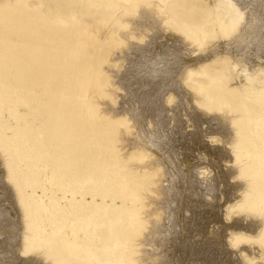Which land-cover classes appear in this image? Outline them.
I'll use <instances>...</instances> for the list:
<instances>
[{"label":"bare ground","instance_id":"1","mask_svg":"<svg viewBox=\"0 0 264 264\" xmlns=\"http://www.w3.org/2000/svg\"><path fill=\"white\" fill-rule=\"evenodd\" d=\"M10 1L0 0V13L6 10L0 19V83L5 85L0 89V114L4 108L33 102L31 110L48 120L43 138L30 132L28 123L15 127L10 143L0 124L7 177L23 209L22 252L41 251L52 264H150L141 255L137 237L147 221L142 208L149 207L141 190L156 183V167L141 164L148 155L137 138L127 155L121 144L116 147V124L129 120L104 112L96 101L97 93H109L112 82L99 63L104 59L101 44L92 39L96 30L106 27L102 40L122 42L117 28H130L124 16L136 12L142 0H68V10L52 9L49 0H18L17 13L4 8ZM157 1L155 12L165 23L175 22L182 41L203 53L184 68L181 79L190 101L202 111L189 115L206 126L195 136L201 149L196 156L230 162L236 169L232 174L242 180L230 186L224 204L226 218L242 215L233 224L231 241L235 246L246 243L237 253L244 264L264 260V1L255 3L247 21L245 7L253 6L251 0ZM132 29H140V22ZM15 86L22 90L13 105L10 88ZM215 139L221 146L211 147ZM30 140L41 142L40 147L57 143L60 162H74V169L68 167V181L57 186L68 193V210L57 202L55 192L50 196L55 209L48 216L59 223L50 231L39 220L44 207L25 190L34 186L27 180L35 174L15 165L16 156L32 160ZM38 152L41 157L47 154ZM130 158L137 164L128 166ZM65 224L68 235L61 228Z\"/></svg>","mask_w":264,"mask_h":264},{"label":"rangeland","instance_id":"2","mask_svg":"<svg viewBox=\"0 0 264 264\" xmlns=\"http://www.w3.org/2000/svg\"><path fill=\"white\" fill-rule=\"evenodd\" d=\"M257 1L260 3L264 0H251L252 10L249 6L245 7L246 21ZM18 4V0H11L4 8L17 13ZM139 4L136 12L124 16L131 22L130 28H117V37L122 42L102 40L106 27L96 30L98 34L92 39L101 44L104 59L99 63L108 71L112 82L107 89L109 93H97L96 101L104 112L129 120L127 124H116L119 129L116 147L121 144L127 155L137 138L148 155L141 164L156 167L153 177L156 183H150L141 190L147 197L145 202L149 204L148 208H142L147 221L137 237L142 242L141 255L150 264H244L237 253L238 247L246 243L235 246L231 241V231L235 229L233 224L242 215L226 218L223 211L230 186L240 184L242 180L232 174L236 169L230 162L209 158L204 161L196 156L201 149L195 136L202 133L206 126L195 123L193 113L202 111L190 101L189 90L181 79L184 68L203 53L193 51V45L191 48L189 42L182 41V30L174 25L175 22L171 20L165 23L163 15L155 12L153 6L160 4L157 0H142ZM47 5L54 10L59 6L68 10V0H49ZM5 12L0 13V19ZM139 22L140 29L131 30V26L135 27ZM104 45L108 46L107 53L103 51ZM171 83H175L174 86ZM4 86L0 83L1 90H5ZM20 90L19 86L10 88L12 102ZM31 105L34 103L27 106L16 104L2 110L1 131L8 143L15 127L28 123L30 132L34 130L38 138L46 135L47 117L42 112L32 111ZM40 110L43 111V108ZM188 112L194 116L191 117ZM21 113L27 114L23 116ZM95 119L108 123L105 117L95 116ZM217 141H210L213 144L211 147L221 146ZM30 143L33 145L29 147L28 154L32 160L25 162L21 156H16L15 165L26 169L30 176L35 174L34 178L27 180L30 184L35 182L34 186H28L25 190L30 200L44 207L45 212L41 213L44 216L39 220L50 231L59 225L54 217L48 216V211L54 213L55 209L50 196L55 192L57 202L68 210V193L57 186L68 181L66 176L68 170L74 169V162L66 165L60 162L61 150L57 143L42 147L38 146L41 142L35 144L30 140ZM38 150H44L47 154L41 157ZM137 161L130 158L126 164L132 166ZM69 165L72 167L68 168ZM137 203L142 206L140 201ZM61 228L68 235V224ZM23 230V209L13 183L7 177V167L0 151V264H52L41 251L22 252ZM252 264H264V260L259 259Z\"/></svg>","mask_w":264,"mask_h":264}]
</instances>
